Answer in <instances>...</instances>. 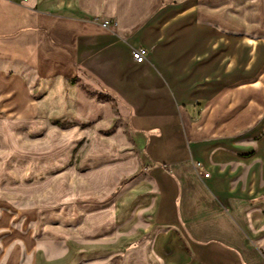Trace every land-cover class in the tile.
Returning <instances> with one entry per match:
<instances>
[{"label": "crops", "instance_id": "crops-1", "mask_svg": "<svg viewBox=\"0 0 264 264\" xmlns=\"http://www.w3.org/2000/svg\"><path fill=\"white\" fill-rule=\"evenodd\" d=\"M82 77L120 117L42 134ZM0 264H264V0H0Z\"/></svg>", "mask_w": 264, "mask_h": 264}, {"label": "rangeland", "instance_id": "rangeland-1", "mask_svg": "<svg viewBox=\"0 0 264 264\" xmlns=\"http://www.w3.org/2000/svg\"><path fill=\"white\" fill-rule=\"evenodd\" d=\"M32 87V98L39 105L38 117L46 123L42 134L52 129L69 131L74 128L87 133L99 120L113 118L117 121L123 111L122 105L114 95L93 78L82 77L69 81L65 83L64 89H54L52 84L39 81ZM119 128L124 127L117 123L109 133H115ZM86 144L87 141L84 140L79 145L78 157ZM43 177L34 175L28 181L38 182L43 180Z\"/></svg>", "mask_w": 264, "mask_h": 264}, {"label": "built area", "instance_id": "built-area-1", "mask_svg": "<svg viewBox=\"0 0 264 264\" xmlns=\"http://www.w3.org/2000/svg\"><path fill=\"white\" fill-rule=\"evenodd\" d=\"M103 25H104V27L109 28V23L108 22L103 23ZM132 57H133V60L137 64H143L147 60L148 50L143 48V47L134 48L132 50ZM198 169L200 170V172H202L203 177H205V178L209 177L208 174L203 173V168L200 165H198Z\"/></svg>", "mask_w": 264, "mask_h": 264}]
</instances>
